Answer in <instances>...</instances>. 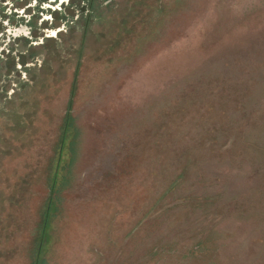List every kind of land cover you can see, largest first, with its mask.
<instances>
[{
  "label": "rangeland",
  "instance_id": "obj_1",
  "mask_svg": "<svg viewBox=\"0 0 264 264\" xmlns=\"http://www.w3.org/2000/svg\"><path fill=\"white\" fill-rule=\"evenodd\" d=\"M36 2L0 0V264H264V0Z\"/></svg>",
  "mask_w": 264,
  "mask_h": 264
},
{
  "label": "flooded vegetation",
  "instance_id": "obj_2",
  "mask_svg": "<svg viewBox=\"0 0 264 264\" xmlns=\"http://www.w3.org/2000/svg\"><path fill=\"white\" fill-rule=\"evenodd\" d=\"M73 1H76V0H67V2H66V4H65V9H67V8H70L71 9V11H72V13L74 14L75 12L77 13V11H78V6H77V4H74L73 3ZM43 4H45V0H37V2L33 5V7L32 8H30V11H29V13H28V15L26 16L27 17V19H26V23H28L29 22V20L30 19H32L33 17H36L37 19H39L40 18V20H37V22H41V21H45V20H43L40 16L41 15H44V10H45V7H44V5ZM85 4V3H84ZM87 5V4H86ZM83 7V6H82ZM47 8V7H46ZM60 8V7H59ZM53 12V14H55V13H58V15H60L63 11L62 10H60V9H53L52 10ZM66 14V13H65ZM12 15H16V13L15 12H12ZM58 15H54L53 16V18L54 19H56V20H60V18H61V16H58ZM53 20V19H52ZM55 20V21H56ZM55 21H54V23H55ZM39 22V23H40ZM51 23V22H50ZM55 26V25H54ZM21 25L20 26H17L16 27V29L14 30V31H19V30H21ZM28 27L30 28V30H32V27H30V25H28ZM57 27V26H56ZM18 37H17V34L14 32V34H10V35H5V37L3 38V40H6V42L9 40V39H11V40H13V39H17ZM11 40H9V42H11ZM10 44V43H9ZM8 44V45H9ZM4 46V47H1L0 48V56L2 55V53H4L5 54V56H8L12 51H13V49H12V47L9 45V46Z\"/></svg>",
  "mask_w": 264,
  "mask_h": 264
},
{
  "label": "clouds",
  "instance_id": "obj_3",
  "mask_svg": "<svg viewBox=\"0 0 264 264\" xmlns=\"http://www.w3.org/2000/svg\"><path fill=\"white\" fill-rule=\"evenodd\" d=\"M25 34H27V33H25Z\"/></svg>",
  "mask_w": 264,
  "mask_h": 264
}]
</instances>
